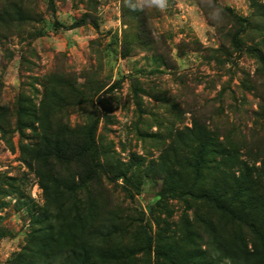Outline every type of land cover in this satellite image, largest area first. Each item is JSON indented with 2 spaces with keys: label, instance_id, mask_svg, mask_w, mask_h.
I'll return each mask as SVG.
<instances>
[{
  "label": "rangeland",
  "instance_id": "rangeland-1",
  "mask_svg": "<svg viewBox=\"0 0 264 264\" xmlns=\"http://www.w3.org/2000/svg\"><path fill=\"white\" fill-rule=\"evenodd\" d=\"M52 1L54 10L47 0H0V103L9 109L6 132L0 131V264L20 251L31 211L44 202L38 177L22 160L33 153L35 138L30 129L16 127L17 100L36 108L44 100L45 123L83 125L77 132L98 118L96 137L112 140L126 163H137L138 157L142 172L159 163L171 136L190 128L194 119L231 133L243 152L264 158V72L250 53L233 47L238 24L225 9L254 22L241 34L243 47L258 44L264 51V16L258 15L264 0H167L164 9L147 2L130 6L138 0ZM15 8L25 18H13ZM82 16L84 23L70 28ZM44 81L70 103L58 106L52 95L44 97ZM68 82L81 93L73 95ZM61 168L64 175L74 170L73 163ZM162 186L150 170L129 199L120 180L109 186L112 202L132 207L129 215L145 229L135 236L129 229L124 246H138L145 234L154 237L166 227L161 221L183 233L185 205L168 197L164 209L158 206ZM119 236L116 232L112 241L119 242ZM196 241L202 244L203 238ZM153 261V252H137L128 264Z\"/></svg>",
  "mask_w": 264,
  "mask_h": 264
},
{
  "label": "trees",
  "instance_id": "trees-1",
  "mask_svg": "<svg viewBox=\"0 0 264 264\" xmlns=\"http://www.w3.org/2000/svg\"><path fill=\"white\" fill-rule=\"evenodd\" d=\"M47 1L54 10L53 1ZM225 9L238 24L233 47L250 53L264 72L261 46L242 45L241 34L254 28V22ZM261 11L258 15L264 16ZM10 15L17 20L26 16L16 8ZM84 19H75L70 28L82 25ZM42 84L44 97L52 95L55 103L61 102L58 106L70 103L68 98L58 99L55 89L50 92V81ZM68 87L73 95L81 93L75 84L68 82ZM88 96L84 102L91 100ZM44 108V100L37 108L29 100H17L16 127L30 129L35 138L30 145L33 153L22 160L38 177L44 202L31 211L30 231L8 264H128L137 252H153V264H264V158L257 157L256 151L243 152L231 133H219L216 126L194 119L190 128L184 132L177 129L171 136L159 163L145 166L142 172L143 162H138V157L137 163H126L112 140L96 137L98 118L88 129L77 132L83 125L70 129L66 123H45ZM8 112L0 103L2 134ZM137 135L144 134L138 131ZM20 147L22 154L27 153L26 146ZM69 163L74 170L64 175L61 165ZM149 170L163 180L158 206L164 209L168 197L185 205L181 215L184 231L176 234L168 228V221H161L166 227L159 228L154 237L145 234L138 246H124L129 229L136 231L134 236L145 229L129 215L132 207L123 201L112 202L108 189L120 180L122 193L129 199L131 189L138 190ZM116 232L120 234L117 243L112 241ZM202 238V244L196 243ZM185 240L187 244L182 245Z\"/></svg>",
  "mask_w": 264,
  "mask_h": 264
},
{
  "label": "clouds",
  "instance_id": "clouds-1",
  "mask_svg": "<svg viewBox=\"0 0 264 264\" xmlns=\"http://www.w3.org/2000/svg\"><path fill=\"white\" fill-rule=\"evenodd\" d=\"M145 2L158 9H164L167 6V0H138L137 3H131L130 6L133 8L143 7Z\"/></svg>",
  "mask_w": 264,
  "mask_h": 264
}]
</instances>
